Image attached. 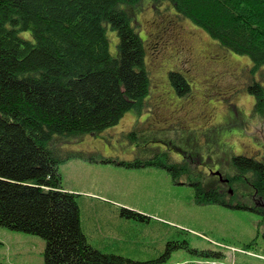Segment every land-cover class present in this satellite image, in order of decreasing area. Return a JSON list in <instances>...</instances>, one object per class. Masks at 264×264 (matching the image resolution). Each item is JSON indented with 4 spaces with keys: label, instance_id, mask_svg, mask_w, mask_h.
<instances>
[{
    "label": "trees",
    "instance_id": "obj_1",
    "mask_svg": "<svg viewBox=\"0 0 264 264\" xmlns=\"http://www.w3.org/2000/svg\"><path fill=\"white\" fill-rule=\"evenodd\" d=\"M141 1L0 0V226L41 236L44 264H165L172 249L187 247L186 241L169 240L159 256L146 260L98 248L92 243L103 238L119 243L120 250L128 244L115 237L119 229L107 228L112 223L104 216L85 234L76 194L63 189L58 171L70 156L87 155L62 143L97 134L124 113L138 115L149 106L150 70L130 13ZM152 1L250 60V73L259 80L251 78L246 90L254 97L253 113L264 119V0ZM109 30L117 39L115 52ZM168 79L179 95L187 92L180 72L169 71ZM160 130L136 120L121 133L136 147L133 158L102 161L162 168L174 184L190 188L197 203L245 208L264 222V209L225 203L230 193L223 183H245L249 197L264 201V157L230 154L231 175L220 180L200 168L198 147L183 149L176 141L162 147ZM205 151L213 152L212 143ZM121 215L146 219L125 208Z\"/></svg>",
    "mask_w": 264,
    "mask_h": 264
},
{
    "label": "rangeland",
    "instance_id": "obj_2",
    "mask_svg": "<svg viewBox=\"0 0 264 264\" xmlns=\"http://www.w3.org/2000/svg\"><path fill=\"white\" fill-rule=\"evenodd\" d=\"M164 6L142 0L130 9L152 80L149 106L138 115L132 110L124 113L115 125L97 134L62 143L65 149L87 155L70 156L59 163L61 186L76 194L85 234H89L87 227L104 216L112 223L107 228L119 229L115 237L128 244L120 250L119 243L103 238L92 243L100 249L146 260L159 256L167 241L179 240L186 241L187 247L172 249L165 264H264L261 215L245 208L199 204L190 188L174 184L162 168L102 161L107 156L133 158L136 147L121 133L130 130L136 120L162 130V147L174 141L183 149L198 147L200 168L209 175L217 168L223 178L230 176V154L264 157V119L253 113L254 97L246 90L251 78L259 80L258 73H250V60L222 48ZM108 37L110 50L115 52V33L109 30ZM171 70L180 72L188 83L184 95L168 79ZM261 70L264 76V65ZM211 143L213 152L206 154ZM90 154L96 159L90 160ZM227 190L232 191L233 202L253 203L245 183H232ZM122 208L146 219L122 215L119 219ZM44 249L41 236L0 226L1 262L44 264Z\"/></svg>",
    "mask_w": 264,
    "mask_h": 264
},
{
    "label": "flooded vegetation",
    "instance_id": "obj_3",
    "mask_svg": "<svg viewBox=\"0 0 264 264\" xmlns=\"http://www.w3.org/2000/svg\"><path fill=\"white\" fill-rule=\"evenodd\" d=\"M181 49H183L184 51H185V47H184V45L181 47ZM203 169V168H202ZM204 170V169H203ZM213 170H217V168H215V169H213ZM223 183H225V184H232V183H229V182H223ZM227 188V187H226ZM231 198H232V194L230 193V196H228V197H225L224 199L226 200V202L225 203H229V205H232V206H234V205H236V204H240V205H248V204H246V203H242V202H239V201H237V202H233L232 200H231ZM251 200L250 201H252L253 203H252V205L254 206V209H257V210H259V209H264V201H260L259 202V199H256V198H254V197H249ZM232 201V202H231ZM249 205H251V204H249ZM256 210V211H257ZM256 213V212H255Z\"/></svg>",
    "mask_w": 264,
    "mask_h": 264
},
{
    "label": "water",
    "instance_id": "obj_4",
    "mask_svg": "<svg viewBox=\"0 0 264 264\" xmlns=\"http://www.w3.org/2000/svg\"><path fill=\"white\" fill-rule=\"evenodd\" d=\"M211 173H212L213 175H216V176H218V177L220 178V180L227 181L226 179H223V178H222V176H221V173H220L218 170L211 171ZM229 193H232V191H231V190H229Z\"/></svg>",
    "mask_w": 264,
    "mask_h": 264
}]
</instances>
